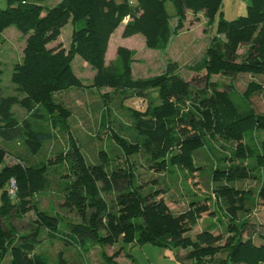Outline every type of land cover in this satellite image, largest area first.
Instances as JSON below:
<instances>
[{
  "label": "trees",
  "instance_id": "16d2710c",
  "mask_svg": "<svg viewBox=\"0 0 264 264\" xmlns=\"http://www.w3.org/2000/svg\"><path fill=\"white\" fill-rule=\"evenodd\" d=\"M170 1L176 10V26L171 24L173 15L166 8L167 0H135L134 4L129 0H60L51 7L36 0H7V7H0V32L14 25L25 35L26 45L22 60L13 66L15 93L2 96L0 89V138L22 139L32 153L39 152L43 142L54 136L45 130L48 123L52 130L68 127L70 110L56 95L72 87L130 90L132 96L147 98L145 108H130L131 127L136 134L127 139L112 130L110 136L127 157L144 150L149 167L157 171L172 164L193 173L200 168L195 165L193 152L205 145L207 138L234 142L232 154L223 158L227 164L216 167L212 176L213 183L218 182L213 203L225 209L228 223L219 218V225H206L194 238L186 235L203 213L218 216V211L211 209V195L202 203L191 202L186 212L177 215L163 197L158 198L161 189L142 190L133 163L128 168L116 165L111 169L113 158L103 150L99 152L101 161L89 164L73 139L71 150L59 152L54 159L66 160L71 173L66 176L75 175L64 193V204L82 221L70 224L71 234L81 240L86 235L102 246L122 243L113 255L104 253L115 264H119L115 258L126 251V246L146 243L189 249L183 264H189V260L201 264H264V231H248L249 219L240 218L241 213L252 211L255 194L253 189L233 184L260 177L256 172L264 178V137L260 135H264V112H257L252 103V96L261 91V86L252 81L241 93L233 84L221 87L212 80L214 75L234 78L245 73L264 74V0H250L247 13L238 18H220L204 55L189 65L196 74H203L202 87L195 88L192 81L177 73L176 62L169 63L157 76L133 78V52L123 46L118 48L117 58L106 65L111 35L126 17L130 19L124 25V37L142 34L149 48H164L184 26L188 10L194 14L204 11L211 23L223 2ZM69 22L74 25L69 48L62 44L50 47ZM243 45L249 48L241 54ZM76 55L95 69L91 85H84L76 74ZM154 88L158 103L153 102L155 97L150 92ZM103 96L108 98L107 93ZM15 105L30 116L19 120L13 111ZM111 126L108 122L107 129ZM6 154L0 145V264L8 255L10 264H44L40 255L31 257L41 241L39 225L37 231L20 235L10 223L12 217L22 218L34 210L40 225L49 233H59L60 218L48 215L35 203L36 194L49 183L47 171L52 161L30 164L23 159L11 165L4 163ZM12 179L17 184L14 195L9 194ZM111 191L116 194L109 202L103 194ZM257 197L264 202V181ZM220 225L226 227V233H215ZM221 253L224 257H218Z\"/></svg>",
  "mask_w": 264,
  "mask_h": 264
},
{
  "label": "rangeland",
  "instance_id": "374dc122",
  "mask_svg": "<svg viewBox=\"0 0 264 264\" xmlns=\"http://www.w3.org/2000/svg\"><path fill=\"white\" fill-rule=\"evenodd\" d=\"M116 1L121 2L123 0ZM129 1L130 3H135V0ZM37 2L51 7L56 5L59 0H38ZM247 5L242 0H223L220 11L211 23H208V17L203 11L199 12V16L189 11L192 14L188 17L186 15L184 26L171 37L169 44L164 48H149L146 46L142 34H138L131 40L124 39L122 35L117 37L122 31L121 26L125 25L130 19L126 17L112 37L110 48L106 53V65L111 64L117 58L118 48L123 46L133 52V78L147 79L157 76L166 71L169 63L176 62L178 64L175 69L177 73L185 80L192 81L195 88L202 87L204 85L203 74H196L189 69V65L204 55L211 38L216 32L220 18L222 16L228 20L238 18L247 13ZM0 7L6 8L7 0H0ZM166 8L173 15L171 24L176 26L177 19L174 16L176 10L170 0H167ZM77 27H80V25ZM73 29L74 25L71 22L67 23L62 28L58 39L49 44V46L55 47L62 44L69 48ZM115 41L121 42L122 45L116 47ZM126 44L127 46H124ZM25 45L26 37L16 26H10L0 32V89L2 96L15 93V84L11 78L13 66L16 62L22 60ZM246 51V46L240 48L241 54ZM113 65L116 66L117 64L113 63ZM73 68L78 77L82 78L84 85L88 86L93 83L95 69L80 55L75 56ZM212 80L217 81L221 87H228L233 84V87L241 93L247 89L250 82H257L261 86V91L256 92L252 96V103L257 112H264V74L245 73L239 74L234 78L225 75H214ZM150 92L155 97L153 102L158 103L159 99L156 97L158 95L157 89H151ZM104 93L108 94V98L103 96ZM131 94L130 90L115 92L109 87L98 89L92 86L72 87L57 93V100L70 110V115L66 120L68 127H65V130L62 128L52 130L51 124L48 123L45 126V130L52 131L54 136L46 139L37 153H32L22 139L15 138L6 141L0 138V145L7 150L4 163L12 165L23 159L30 164H41L48 162L49 159L52 161L47 171L49 183L45 190L36 194L35 203L40 210L48 215L60 218L59 233H49L46 228L40 225L34 210L27 212L22 218L12 217L10 223L20 235H28L37 231V226L39 225L38 234L41 237V241L34 252H31V257L34 254L40 255L44 264H115V262L107 260L104 257V253L113 255L122 245V243H117L114 246H102L96 244L86 235L81 240L80 237L71 234L72 227L70 224L82 221L75 210L64 204L66 201L64 193L67 192L70 178H74L75 175L66 176L71 174L66 160L55 162L54 159L59 152L66 154L71 150V140L73 139L80 146L89 164L99 163L101 161L99 152L103 150L106 155L113 158L110 165L111 169L115 168L116 165L128 168L134 164L131 167H135L133 172L137 177L138 185L142 186V190H149L151 187L161 189L160 197L158 198L163 197L171 211L177 215L186 212L191 202L202 203L211 195V209L217 210L218 216H210L211 213L209 212L203 213L197 224L186 235H191L194 238L206 225L216 226L217 223L219 225L220 221H216L219 218L228 223L229 220L225 216V209L213 203L215 197L214 188L218 182L213 183L212 176L216 167H223L227 164L228 160L223 158L232 154L236 144L234 142H226L220 137L207 138L205 145L193 152L195 165L200 167L195 173L187 168L172 164H169L164 171H157L149 167L151 163H147L144 150L139 154L127 157L110 134L114 130L127 139H131L132 134H136L131 127L132 116L130 108L136 106L145 108L147 104L145 99L147 98L142 99ZM13 111H15L17 118L21 121L30 116V113L19 105L13 106ZM108 122L112 125L109 129H107ZM260 135L264 137V135ZM255 174L260 177L239 180L233 182V184L242 189H253L255 200L252 211L250 213H241L240 218L249 219L248 231L254 229L264 231V202L260 199L258 200L257 197V191L261 187L264 178L258 172ZM115 194L116 191H111L103 195L110 202L115 197ZM215 233H226V227L220 225L215 229ZM255 240L260 242L257 237ZM188 251L189 249H180L172 245L160 247L146 243L135 245L132 248L126 246V251H122L115 258V261L119 264H183L182 258L186 256ZM218 257H224V253L219 254ZM10 261L11 256L8 255L2 264H10ZM188 262L189 264H201L194 260H189Z\"/></svg>",
  "mask_w": 264,
  "mask_h": 264
},
{
  "label": "crops",
  "instance_id": "0c3cea01",
  "mask_svg": "<svg viewBox=\"0 0 264 264\" xmlns=\"http://www.w3.org/2000/svg\"><path fill=\"white\" fill-rule=\"evenodd\" d=\"M38 1V0H37ZM60 1V0H59ZM244 3H247V4H249V2H250V0H242ZM222 6V5H221ZM248 6V5H247ZM192 12V11H191ZM204 12V11H203ZM205 13V12H204ZM192 13H190L189 12V10L187 11V17L188 16H190ZM196 16H199V13L196 15ZM119 28H120V26H119ZM119 28H117V29H119ZM121 28H122V31L117 35V37H120V35H122L123 36V30H124V24L121 26ZM116 29V30H117ZM116 30H115V32L111 35V38H110V42H109V47H108V50H109V48H110V45H111V41H112V37L115 35V33H116ZM136 36H138V34H135V35H132V36H129V37H124L123 36V38L124 39H126V40H131L132 38H135ZM120 45H122L121 44V42H117V41H115V46L116 47H118V46H120ZM124 46H127V44L126 45H124ZM129 46V45H128ZM244 47L246 46L247 47V49L249 48V45H243ZM243 46H241V47H243ZM131 49H133V48H131ZM108 52V51H107ZM239 52H240V50H239Z\"/></svg>",
  "mask_w": 264,
  "mask_h": 264
},
{
  "label": "built area",
  "instance_id": "2783aa9c",
  "mask_svg": "<svg viewBox=\"0 0 264 264\" xmlns=\"http://www.w3.org/2000/svg\"><path fill=\"white\" fill-rule=\"evenodd\" d=\"M17 190V184L14 179L11 180V185L9 188V194L14 195Z\"/></svg>",
  "mask_w": 264,
  "mask_h": 264
}]
</instances>
